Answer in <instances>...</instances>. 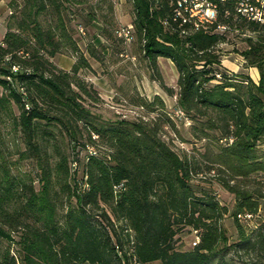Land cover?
I'll return each mask as SVG.
<instances>
[{
	"label": "trees",
	"instance_id": "trees-1",
	"mask_svg": "<svg viewBox=\"0 0 264 264\" xmlns=\"http://www.w3.org/2000/svg\"><path fill=\"white\" fill-rule=\"evenodd\" d=\"M104 1L112 10L109 0L89 3L90 9ZM130 1L144 56L157 72L159 56L174 62L176 91L157 78L168 95L176 93L177 107L193 121L192 136L204 142L197 154H181L163 137L164 126L176 128L159 94L139 99L142 108L159 110L149 119L107 118L92 109L98 93L78 76L91 65L68 13L88 0H10L0 41V116L13 118L24 144L21 157L34 158L38 169L36 178L14 174L0 161V264H264V218L247 228L238 216L256 214L264 198V22L226 0L217 21L229 26L226 31L213 24L184 34L163 23L171 19L167 0ZM94 10L86 11L87 23L99 20ZM102 22L103 35L125 41L117 35L121 25ZM230 30L244 34L241 55L257 68V82L248 75L212 81L217 46ZM95 47L90 40L86 51L99 59ZM65 51L77 55L70 70L53 63ZM12 65L19 69L13 72ZM11 100L20 109L16 115ZM52 124L64 129L66 148ZM218 187L235 200L232 240ZM185 227L199 236L190 249L176 246Z\"/></svg>",
	"mask_w": 264,
	"mask_h": 264
},
{
	"label": "rangeland",
	"instance_id": "rangeland-1",
	"mask_svg": "<svg viewBox=\"0 0 264 264\" xmlns=\"http://www.w3.org/2000/svg\"><path fill=\"white\" fill-rule=\"evenodd\" d=\"M10 0H0V23L6 27L11 8L8 5ZM99 0H88L85 4L72 5L68 10L72 17L69 27L73 31L80 51L88 58L91 68H81L78 76L88 83H91L97 91L99 99L92 101L91 107L103 117L112 118L123 115L128 119H133L138 115H144L149 119L159 111H148L147 108L139 106L140 97L152 100L155 94H159L165 101V109L172 115L176 131L169 126H164L163 137L168 140L173 147L182 154H197L202 141L195 140L191 134L192 119L188 116L180 117L175 113L177 108L176 93L168 95L161 85L158 73L165 85L177 90L178 71L171 59L159 56L157 58L158 72L151 68L148 59L144 56L138 36L133 32L130 41H121L114 37H106L102 33L103 19L106 24L116 27L132 22L134 18V7L130 0H109L112 3V10H109L107 2H101V9L93 10L99 20L86 22V11L90 9L89 3L95 4ZM77 7L79 10H77ZM84 8V9H83ZM83 27L84 32L80 31ZM4 33V27L0 25V37ZM244 34H239L237 30H230L225 33V41L217 46L219 61L212 65L215 79L221 80L225 76L236 78H246L250 76L255 82L258 81L259 73L256 67L248 66L245 63L241 50L246 46L243 39ZM93 40L98 58H94L86 51V44ZM105 45V47H102ZM77 55L71 51L58 53L53 57V63L59 69L70 70L76 61ZM156 76V77H155ZM3 91L0 86V93ZM11 109L14 115L19 113L18 104L11 100ZM49 128L55 134L61 148H66L68 137L60 124L50 125ZM24 144L20 137L18 128L13 126V118L7 113L0 116V161L4 158L11 167L14 174L32 173L36 178L37 165L34 158L21 157ZM260 153L264 154V141L259 143ZM81 171H79V175ZM205 173V172H203ZM35 185L39 187L37 179ZM198 187V186H197ZM216 197L223 204L228 206V213L223 218L227 235L230 240L235 238L236 228L234 226L231 212L234 208V197L227 191L218 187L215 191ZM264 218V198L259 200L258 212L246 218L245 225L251 228ZM196 232L189 227H185L176 234V246L180 249H190L195 244ZM12 248L15 245L12 244Z\"/></svg>",
	"mask_w": 264,
	"mask_h": 264
},
{
	"label": "built area",
	"instance_id": "built-area-1",
	"mask_svg": "<svg viewBox=\"0 0 264 264\" xmlns=\"http://www.w3.org/2000/svg\"><path fill=\"white\" fill-rule=\"evenodd\" d=\"M226 0H167L171 8V19L168 20L165 18L163 23L165 25H170L172 28H178L181 33H188L189 31H195L209 25L216 24L217 29L221 32L226 31L229 26L226 23H219V4ZM256 5H253L249 0H236L237 12L241 15L245 14L253 19H256L260 22H264V0H255ZM80 31L83 33L84 30L80 27ZM119 37L124 38L125 41H130L133 37V25L131 23L126 25H121L117 31ZM19 69L18 65H12L11 70L16 72ZM8 79L13 85L14 81L11 74L4 76ZM20 89L22 99L25 100L26 92L22 86L16 85ZM26 108L29 107V104L25 102ZM177 116L185 117V113L179 107L175 109ZM88 151L90 153H95L93 147H89ZM239 217L250 218L251 214H238ZM196 232V243L199 239V236Z\"/></svg>",
	"mask_w": 264,
	"mask_h": 264
},
{
	"label": "crops",
	"instance_id": "crops-1",
	"mask_svg": "<svg viewBox=\"0 0 264 264\" xmlns=\"http://www.w3.org/2000/svg\"><path fill=\"white\" fill-rule=\"evenodd\" d=\"M0 25L4 27V33H5V31H6V27H5L3 24H1V23H0ZM4 33H3L2 36L0 37V41L2 40V38H3V36H4Z\"/></svg>",
	"mask_w": 264,
	"mask_h": 264
}]
</instances>
